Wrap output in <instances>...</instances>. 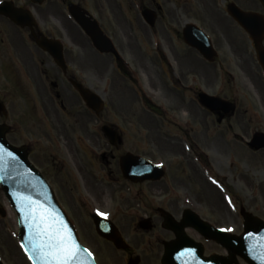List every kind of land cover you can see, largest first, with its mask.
<instances>
[{"label":"flooded vegetation","instance_id":"af4514ba","mask_svg":"<svg viewBox=\"0 0 264 264\" xmlns=\"http://www.w3.org/2000/svg\"><path fill=\"white\" fill-rule=\"evenodd\" d=\"M128 1L138 11L135 20L139 28L137 35L133 21L125 12V0H0V5L5 2L11 4L20 17V22H17L6 14H0V133L8 145L22 149L48 181L60 182L66 200L58 198L59 202L79 235L83 227L92 228L96 234L94 218L100 213L118 227L129 247L118 249L113 242L96 234L115 253V256L101 257L95 251L97 264H128L132 258H138V264H143L145 258L135 253L131 243L139 245L144 242L143 233L148 230H142L141 226L145 218L150 220V230H159L154 233L158 251L154 264H164L166 243L177 239V233L165 225L166 217L185 225V236L203 247V253L198 256L226 264L229 256L225 247L212 239L209 232L197 228L198 218L191 214L183 221L188 208L199 215L200 221L216 228L224 227L222 216L217 213V219L210 217L213 209L203 200L193 199L190 191L189 197L194 203L190 206L183 204L181 207L177 199H163L144 206L143 215L132 210L131 206H125V185L135 187L136 196L146 197L144 187L149 188V195H161L165 192L162 191V183L168 170L161 180L133 181L125 178L120 166V157L125 150L118 152L123 139L113 146L102 132L106 141L104 145L99 142L100 114L86 105L77 85L97 92L93 86L97 76L96 55L110 56L114 65L125 73L127 64L121 53L125 43L127 47L134 43L143 57L146 55L142 51L153 52L154 64L158 62L162 69L172 70L175 76L173 87L179 89L177 85L183 80L192 82L184 91H189L202 109L215 116L218 124H223L222 135L228 145L238 146L243 155L252 158L259 153L264 155V148L257 150L249 146L248 141L257 128L242 127L241 120L247 110H242L236 88V81L240 78L255 85L260 97L264 94V72L257 56L258 47L264 48L263 1ZM82 8L111 40L114 45L112 52H101L77 22L75 15L85 14ZM145 9L151 10L152 22L142 16ZM240 11L249 14L246 17L251 20L250 30L241 23ZM191 24L203 31L205 39L195 37L194 32L198 30L194 28L185 34ZM187 37L202 44L207 50L206 56L191 46ZM196 70H200L201 87L192 86ZM225 83L229 85L227 88ZM201 92L233 103L235 111L212 110L202 105ZM144 101L150 113L160 111L149 98L145 97ZM119 133L123 138L121 130ZM262 160L264 164V158ZM89 186L106 192L102 193L104 197L110 195L115 198L118 193L121 205H106L103 209L91 207L82 200L83 197L87 196L98 206L101 204L97 200L99 196L93 195ZM107 187L114 190L109 191ZM118 187L120 189L116 190ZM242 214L243 209L240 208V219ZM131 226L138 234L130 240L127 232ZM18 232L17 214L0 187V258L4 264H8L5 248L15 253V247L26 264H31L21 248ZM233 257L235 260L229 264H246L241 258L236 260Z\"/></svg>","mask_w":264,"mask_h":264},{"label":"rangeland","instance_id":"374dc122","mask_svg":"<svg viewBox=\"0 0 264 264\" xmlns=\"http://www.w3.org/2000/svg\"><path fill=\"white\" fill-rule=\"evenodd\" d=\"M125 12L133 21L134 33L139 34L135 21L138 11L128 0H125ZM127 46L125 43L121 53L127 64L125 73L114 65L110 56L95 57L97 76L93 86L106 103L98 116L99 142L104 145L106 141L102 125L112 124L123 133V144L118 152L125 150V153L129 151L145 155L153 161L164 163L168 171L164 180L166 184L162 183V191L165 192L161 195H149V188L144 187L146 197L136 196L135 187L125 185V206H131L132 210L140 211L143 215L144 206L148 207L153 201L159 203L160 200L172 198L177 199L183 207V204L190 206L193 199L203 200L213 209L210 217L217 219L219 213L223 226L234 233L243 231V220L238 216L240 207L264 219V155L259 153L252 158L243 155L238 146L228 145L222 135L225 129L223 124H218L215 116L202 109L189 91H184L192 82L183 80L176 89L173 87L172 79L175 76L172 70L162 69L158 62L154 64L153 52L141 50L146 55L143 57L134 43ZM198 72L200 70L194 72L193 87H201ZM228 86L225 83V88ZM236 88L239 90L241 108L247 110L241 120L242 127L249 125L252 130L258 128L264 131V94L260 97L255 85L240 78L236 81ZM145 97L159 106L158 113L147 111ZM51 181L57 198L66 200L60 182ZM70 185L73 186L71 181ZM89 189L93 195L96 193L99 196L95 195L101 204L98 206L87 196L83 197L82 200L91 207L103 209L106 205H121V196L117 191L115 198H111L110 195L104 197L102 193L106 192L98 188L89 186ZM189 191L193 199L189 197ZM66 203L69 206L68 199ZM135 231L136 228L131 226L127 232L130 240L138 234ZM158 231V228L145 231L144 242L139 245L131 243L135 253L145 258L143 264H149L148 259L152 261L150 264L156 261L158 251L154 233ZM80 238L86 247L92 252L98 251L101 257L115 256L112 247L98 239L92 228L83 227ZM14 250L15 253L5 248L8 264H26L16 247Z\"/></svg>","mask_w":264,"mask_h":264},{"label":"water","instance_id":"95a60500","mask_svg":"<svg viewBox=\"0 0 264 264\" xmlns=\"http://www.w3.org/2000/svg\"><path fill=\"white\" fill-rule=\"evenodd\" d=\"M150 12V10H145L143 15L148 21L152 22ZM0 13H5L13 20L20 22L19 15L9 3L0 6ZM240 13L241 22L250 29L251 20L245 16L246 14ZM76 18L93 39L98 49L104 52L112 51L113 44L87 12L85 14L79 13ZM196 32H194L195 37L205 39L202 32ZM189 42L198 48L202 54H207V50L202 44L193 40ZM258 57L264 69V48H258ZM78 87L87 105L99 113L105 105L102 98L80 85ZM201 101L214 110L223 108L225 111H230L235 109L229 102L207 94H201ZM103 131L113 144L117 143L118 138L115 129L110 126H104ZM250 144L256 149L264 147V133H257ZM0 153L3 155V167L0 169V177L3 178L0 179V182L7 197L18 212L21 227L20 238L34 264H48V261L36 248L39 244L46 245L49 243L45 236H50L54 233L70 235L78 246L79 254L73 264H96L87 250L79 243L73 226L58 205L51 187L42 174L28 161L26 153L8 145L1 133ZM121 165L123 171H125V176L132 180L159 179L164 174V170L160 166L151 163L145 158L134 157L130 153L122 156ZM30 202L31 206H29ZM189 212V210L185 211L186 217H188L186 214H189ZM95 221L100 235L113 240L119 248L126 246L113 224L111 225L100 218H96ZM168 226L176 231L178 240L167 244L164 264H177L174 260V255L192 253L191 246L198 247V251L202 252V248L199 245L190 241L180 231L183 226L178 227L177 224L172 222H169ZM215 237L217 240L222 241L230 253L241 255L249 264H264V221L260 218H252L250 215L245 216V232L241 236L231 235L219 230ZM137 262L138 260H134L129 264H137ZM215 262L221 264L218 260H213V263Z\"/></svg>","mask_w":264,"mask_h":264},{"label":"snow or ice","instance_id":"6c2138e0","mask_svg":"<svg viewBox=\"0 0 264 264\" xmlns=\"http://www.w3.org/2000/svg\"><path fill=\"white\" fill-rule=\"evenodd\" d=\"M13 159L15 157L9 153ZM3 167V155L0 153V169ZM3 177H0L2 179ZM31 206V202L29 203ZM49 243L37 245L36 250L48 261V264H73L79 254V248L70 235L52 234L45 236Z\"/></svg>","mask_w":264,"mask_h":264}]
</instances>
